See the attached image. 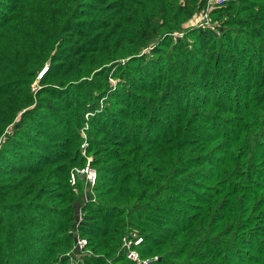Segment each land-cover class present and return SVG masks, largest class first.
Masks as SVG:
<instances>
[{
    "label": "trees",
    "instance_id": "1",
    "mask_svg": "<svg viewBox=\"0 0 264 264\" xmlns=\"http://www.w3.org/2000/svg\"><path fill=\"white\" fill-rule=\"evenodd\" d=\"M206 2L0 0V264H68L76 236L80 264H136L131 232L142 264H264V22L229 0L219 35H176Z\"/></svg>",
    "mask_w": 264,
    "mask_h": 264
},
{
    "label": "rangeland",
    "instance_id": "2",
    "mask_svg": "<svg viewBox=\"0 0 264 264\" xmlns=\"http://www.w3.org/2000/svg\"><path fill=\"white\" fill-rule=\"evenodd\" d=\"M249 1H252L251 3L260 6V9L257 11V17L258 18H261L258 21L264 22V0H249ZM251 3H248L246 5L247 6L252 5ZM214 8H216V7H214ZM200 10L199 11H196L195 14L192 15L186 22H183L181 24V27L183 29L181 30V32H179V34L176 33V35H179L181 37L185 33V31H187L188 29H191L193 27H197L199 25L200 21H203L202 20V15H200V13H201ZM211 11H210V13H211ZM218 13L219 12H217L215 14L214 13L213 14H209V17H208V26H206V27H210V28L214 29V32L216 31V34L217 35H219V32L217 30V25L220 23L219 22L220 19L219 18H216L218 16ZM221 18H226V16L224 15V13L221 14ZM234 34H236V33H234ZM211 48L212 47H210V49L207 51V53H209V52L212 51ZM167 51L170 52L171 51V48L168 47L167 48ZM146 52H149V50H147ZM263 65L264 64H261V67ZM128 67L130 68V71H133L134 72V71H136L137 65L136 64H132V65H129ZM196 67L198 68V66H196ZM261 67H260V70H261ZM44 68H47L46 65H44L42 67V69L40 70V72L38 74L39 77L41 76V73H42V71H43ZM187 68H188L187 77L190 80H192V81H197L199 75L196 73V71L195 72L192 71V66L191 65L190 66L187 65ZM110 74H108L107 76H105V75H103V76L99 75V76H96L97 78H94L96 80H99L100 83H105V81H106L105 79L108 78V81H110V83H112V86H111V88H108L109 89L108 91H112L113 89H117L116 88V83H119V81H121L120 77H117V76L110 78ZM129 75L130 74H128V72L126 73V68H125L124 73H123V81H126V79L129 77ZM125 83H127V84L130 83V80L129 81H126L124 83H121L120 85L123 86ZM32 85H33V87H32L33 90L38 89V83L37 82H34ZM107 86H108V84H106V87ZM191 87H192V85H191ZM127 99H129V98L127 97ZM135 99H136V101H133V100L129 99L130 100V104L129 105H131L132 108H128L129 105L126 106L125 103H123L122 106H117V107H126V109L128 110V112L130 110H133V108H134V111L141 110L142 109V102L140 101V96L135 97ZM100 105L103 106V104H100ZM166 109H167L166 110V115L164 117H172V118L175 117V112H173V109H172L171 106H167ZM84 117H85V119H88V113L85 114ZM83 126L85 127V129H87L89 126H91V124L88 123V122L87 123L85 122V123H83ZM80 131H81L82 138H83L81 140L82 141L81 142L82 144H81V147H80L81 148L80 151H81V155H83L84 157H86V160H85V163H84L83 166L82 165L80 166L78 164H74L73 162L70 163V165L72 164V166L69 168V177H70L69 182L71 184H72V182H71V175L72 174L77 173L78 170H80L83 167H86V165H89L90 167L94 168L90 164V159H91L92 153L85 150V148L88 146V143H89L88 140H87V136H86L85 132H83L82 130H80ZM186 138H188V137H186ZM190 142H192V139L190 140ZM143 145H144L143 149H147V146L145 144H143ZM94 148H96V147L94 146ZM84 185L85 184H83V186ZM76 214L78 215V219L77 220H79L80 213L77 212ZM77 220H76V224H77ZM146 260H148V259H146Z\"/></svg>",
    "mask_w": 264,
    "mask_h": 264
},
{
    "label": "built area",
    "instance_id": "3",
    "mask_svg": "<svg viewBox=\"0 0 264 264\" xmlns=\"http://www.w3.org/2000/svg\"><path fill=\"white\" fill-rule=\"evenodd\" d=\"M229 0H207L204 7L200 10V15H202V20L200 21L198 26H208V17L210 11L217 6H220ZM78 174H82L85 176V181L93 185L96 180V171L94 168L86 165V167L81 168L77 171V173L71 175L72 184L76 181V176ZM131 237H124L122 248L125 251L127 258L134 261L136 264L146 263L148 260L140 257L139 251L136 249V246L140 245L143 237L138 235L137 232H131ZM75 244L72 249L67 253L69 255L68 264H80L82 262L81 257L83 256V252H88L86 249L87 240L84 237H75Z\"/></svg>",
    "mask_w": 264,
    "mask_h": 264
},
{
    "label": "water",
    "instance_id": "4",
    "mask_svg": "<svg viewBox=\"0 0 264 264\" xmlns=\"http://www.w3.org/2000/svg\"><path fill=\"white\" fill-rule=\"evenodd\" d=\"M44 70H46V68H44ZM74 218H75L74 224H76V220L78 219V215L75 214V215H74ZM75 240H76V238H75Z\"/></svg>",
    "mask_w": 264,
    "mask_h": 264
}]
</instances>
